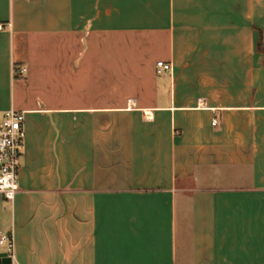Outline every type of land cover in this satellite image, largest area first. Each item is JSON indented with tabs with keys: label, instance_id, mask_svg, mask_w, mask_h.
Returning a JSON list of instances; mask_svg holds the SVG:
<instances>
[{
	"label": "crops",
	"instance_id": "obj_1",
	"mask_svg": "<svg viewBox=\"0 0 264 264\" xmlns=\"http://www.w3.org/2000/svg\"><path fill=\"white\" fill-rule=\"evenodd\" d=\"M0 25L16 264H264V0H0Z\"/></svg>",
	"mask_w": 264,
	"mask_h": 264
},
{
	"label": "built area",
	"instance_id": "obj_2",
	"mask_svg": "<svg viewBox=\"0 0 264 264\" xmlns=\"http://www.w3.org/2000/svg\"><path fill=\"white\" fill-rule=\"evenodd\" d=\"M171 67L170 62H157L158 72L168 71ZM17 70L24 72L26 67L22 66ZM216 123L217 120H214V124ZM25 136V112L14 108L0 111V194L8 200H14L20 189V166ZM0 244L6 248L8 256L12 258V264H16L13 234H1Z\"/></svg>",
	"mask_w": 264,
	"mask_h": 264
},
{
	"label": "water",
	"instance_id": "obj_3",
	"mask_svg": "<svg viewBox=\"0 0 264 264\" xmlns=\"http://www.w3.org/2000/svg\"><path fill=\"white\" fill-rule=\"evenodd\" d=\"M0 264H12V258L7 252H0Z\"/></svg>",
	"mask_w": 264,
	"mask_h": 264
}]
</instances>
